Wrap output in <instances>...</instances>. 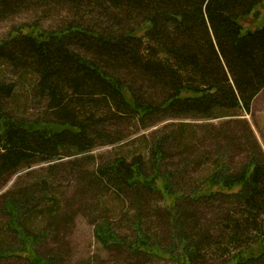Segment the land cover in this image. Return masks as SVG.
I'll return each mask as SVG.
<instances>
[{
    "label": "trees",
    "instance_id": "16d2710c",
    "mask_svg": "<svg viewBox=\"0 0 264 264\" xmlns=\"http://www.w3.org/2000/svg\"><path fill=\"white\" fill-rule=\"evenodd\" d=\"M52 2L80 11L91 6L101 20L98 26L73 23L58 30L22 24L0 41V58L34 72L35 94L48 102L40 116L15 117L4 105L15 84L0 80V178L34 162L51 163L63 154L82 155L122 140L123 131L108 128L111 119L132 115L145 123L158 113L170 118L239 117L225 111L251 113L264 88V0H0V17L28 3ZM250 16L262 21L247 27L243 21ZM75 42L79 49L72 47ZM124 70L141 84L139 89L119 76ZM217 129L223 139L214 153L213 171L188 195L211 210L213 218H206L203 228L178 204L185 197L176 191L172 174L161 176L163 140L151 149L154 168L148 177L141 156L96 166L93 179L98 183L105 180L132 193L142 187L170 197L165 206L172 247L153 244L138 216L136 238L128 244L132 250L181 264H193L203 249L223 257L220 264H264V149L242 118L225 120ZM229 129L242 132L237 142L224 137ZM237 144L239 162L230 154ZM48 195L41 180L3 196L6 228L21 244L3 257L57 263L37 250L48 230L64 223L57 202L39 233L33 234L28 225ZM97 235L105 245L126 242L108 224L100 225Z\"/></svg>",
    "mask_w": 264,
    "mask_h": 264
},
{
    "label": "rangeland",
    "instance_id": "374dc122",
    "mask_svg": "<svg viewBox=\"0 0 264 264\" xmlns=\"http://www.w3.org/2000/svg\"><path fill=\"white\" fill-rule=\"evenodd\" d=\"M91 8L84 7L80 11L69 4L28 3L27 6L6 12L0 17V41L6 40L12 29L22 24L36 25L47 30H58L73 23L98 26L101 14ZM262 13L264 14V9ZM261 21L262 19L255 20L250 16L243 24L254 27ZM72 47L79 49L77 42ZM120 74L126 83L136 86L133 76L126 70ZM0 80L15 84L12 96L4 104L11 115L34 118L44 113L48 102L47 98L35 94L38 78L34 72L21 65L13 66L0 58ZM140 86L141 84H137L136 88L139 89ZM225 112L228 115H241L206 119L170 118L158 113L145 123L132 115L124 119L114 118L107 123L108 128L123 131L122 140L114 144L98 145L91 152L82 155L75 152L63 154L51 163L34 162L31 167L22 166L0 178V251L6 250L0 252V264H31L26 257H3L8 250L20 249L21 244L15 232L6 228L9 216L2 211V204L4 195L15 194L22 187L34 186L41 180L47 183L50 199H43L41 211L29 218L28 225L33 234L39 233L45 227L50 207L54 201L57 202L56 206L60 208L62 216L60 220L64 223L48 230L37 245L38 252L53 256L56 264H181L174 258L137 252L128 246L136 238L134 222L139 216L142 219V229L152 235L153 244L156 243L161 248L172 247L165 206V200H170V197L164 199L159 192L142 187L137 193H132L126 189L118 191L113 185H107L105 180L98 183L93 179L96 176V166L117 157L132 160L141 156L145 175L148 177L152 175L154 168L151 149L156 142L163 140L165 152L161 161V176L165 172L172 174L176 191L180 190L185 197L178 200V204H182L183 211L188 212V215H194L201 226L205 225L206 218H213L211 210L202 203L188 199V195L194 187L203 184L213 171L214 153L219 147L220 138L223 139L217 126L231 118H242L249 122L264 149V88L255 96L251 113H246L242 108ZM240 134L242 132L239 130L229 129L224 137L228 136L235 142V137ZM241 152L238 144L232 145L230 154L237 162L241 161ZM105 224L110 225L120 241H126L125 244H103L97 235V229ZM141 249H145V246H141ZM174 249L179 253L177 248ZM212 252L203 249L200 255L197 254L193 264H220L223 257Z\"/></svg>",
    "mask_w": 264,
    "mask_h": 264
}]
</instances>
